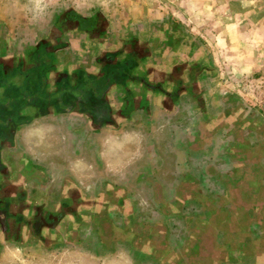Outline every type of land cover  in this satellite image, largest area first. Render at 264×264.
Segmentation results:
<instances>
[{
    "label": "flooded vegetation",
    "instance_id": "af4514ba",
    "mask_svg": "<svg viewBox=\"0 0 264 264\" xmlns=\"http://www.w3.org/2000/svg\"><path fill=\"white\" fill-rule=\"evenodd\" d=\"M109 36L108 24L101 15L82 16L66 9L34 45L16 52L5 45L0 48V90L3 86L5 96L0 97V245L31 240L51 247L78 241L79 230L87 223L104 241L122 235L153 257L166 258L164 232L134 223L121 192L107 189L95 200H86L67 185L60 198L48 204L30 188L41 179L42 170L17 154L15 137L19 130L45 118L79 117L87 132L99 133L118 127L134 109L153 102L170 108L185 99L202 110L203 82L212 69L201 46L180 28L166 24L142 41L109 42ZM78 86L89 89L86 96L93 91L99 98L97 108L90 106L92 113L84 110L87 104L77 109ZM111 90L114 94L110 96ZM223 104L221 119L206 117L208 132L227 126L239 145L248 127L263 135L262 126L247 121L238 104L230 98ZM236 154L241 170L235 189L238 218L229 227H237L232 232L238 248L246 249L245 228L253 216L245 210L249 206L237 199L244 177L260 170L240 151ZM260 205L251 206L259 209ZM118 212L125 215L128 226L122 233L115 225L120 218ZM212 219L223 226L219 216ZM223 255L214 248L207 230L189 239L174 262L167 259L171 264H218Z\"/></svg>",
    "mask_w": 264,
    "mask_h": 264
},
{
    "label": "crops",
    "instance_id": "0c3cea01",
    "mask_svg": "<svg viewBox=\"0 0 264 264\" xmlns=\"http://www.w3.org/2000/svg\"><path fill=\"white\" fill-rule=\"evenodd\" d=\"M206 93L207 90L202 110L185 99L170 108L153 102L146 108L134 109L131 117L116 127L121 130L123 126H134V130L124 133L119 147L104 146L99 175L91 174L93 166L88 162L78 166V172L85 175L80 182L88 184V188L100 185V192H84L69 183L86 200H95L107 189L121 192L134 223L164 232L166 258L153 257L122 235L106 241L85 235L78 241L44 250L37 243H25L16 249L11 243L4 244L5 249L0 248V264H137L144 260L171 264L167 258L174 262L189 239L207 230L214 248L224 254L218 264H264V133L248 127L239 145L227 126L208 132L206 117L221 119L226 97L213 103L214 97ZM113 94L111 90L110 96ZM237 150L260 170L244 177L237 199L249 206L245 210L253 216L245 228L246 249L238 248L232 232L237 227H229L238 218L235 189L241 170ZM41 173V179L30 184L33 190L44 184ZM36 196L41 198L37 192ZM258 203L259 209L251 206ZM213 215L224 221V227L217 226ZM119 217L115 225L122 233L128 226L125 215L119 213Z\"/></svg>",
    "mask_w": 264,
    "mask_h": 264
},
{
    "label": "rangeland",
    "instance_id": "374dc122",
    "mask_svg": "<svg viewBox=\"0 0 264 264\" xmlns=\"http://www.w3.org/2000/svg\"><path fill=\"white\" fill-rule=\"evenodd\" d=\"M66 9L82 16L101 15L108 24L109 42L142 41L166 24L180 28L209 60L212 75L203 82L206 95L214 97L213 103L230 97L243 109L247 121L264 126V0H0V48L5 45L16 52L34 45ZM86 90L78 86L77 109L87 104L84 110L92 113L90 106L97 108L99 98L93 91L86 96ZM0 97L5 98L3 86ZM134 128L91 134L79 117L45 118L19 130L16 150L43 171L44 184L34 190L49 204L60 198L69 183L84 192L99 193L100 185L88 188L80 182L85 175L78 172L79 164L88 162L93 166L91 174L99 175L104 146L119 147L124 133ZM79 231V237L100 239L90 224L84 223ZM26 243H37L41 250L48 247L31 240ZM11 244L13 249L22 245Z\"/></svg>",
    "mask_w": 264,
    "mask_h": 264
}]
</instances>
